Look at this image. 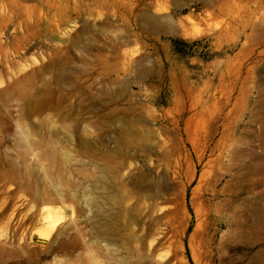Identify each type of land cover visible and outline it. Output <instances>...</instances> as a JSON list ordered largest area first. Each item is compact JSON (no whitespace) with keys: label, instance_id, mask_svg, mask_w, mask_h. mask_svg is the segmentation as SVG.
<instances>
[{"label":"rangeland","instance_id":"obj_1","mask_svg":"<svg viewBox=\"0 0 264 264\" xmlns=\"http://www.w3.org/2000/svg\"><path fill=\"white\" fill-rule=\"evenodd\" d=\"M0 264H264V0H0Z\"/></svg>","mask_w":264,"mask_h":264},{"label":"bare ground","instance_id":"obj_2","mask_svg":"<svg viewBox=\"0 0 264 264\" xmlns=\"http://www.w3.org/2000/svg\"><path fill=\"white\" fill-rule=\"evenodd\" d=\"M221 7V5H219V8ZM187 22L188 23H191V24H193V23H195V17L194 16H192V15H190L188 18H187ZM180 27H184V24L183 23H180ZM245 49V48H244ZM25 137H27V135H25ZM50 160L52 161V162H54V161H56L55 160V156L54 155H51V158H50ZM100 191H98V192H96V206H97V209H99L100 208V205H99V199H100Z\"/></svg>","mask_w":264,"mask_h":264}]
</instances>
